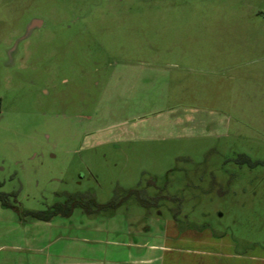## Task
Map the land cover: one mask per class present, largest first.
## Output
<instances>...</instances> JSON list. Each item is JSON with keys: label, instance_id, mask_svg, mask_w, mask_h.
<instances>
[{"label": "rangeland", "instance_id": "rangeland-1", "mask_svg": "<svg viewBox=\"0 0 264 264\" xmlns=\"http://www.w3.org/2000/svg\"><path fill=\"white\" fill-rule=\"evenodd\" d=\"M151 178L212 242L174 245L264 264V0H0V191L41 211Z\"/></svg>", "mask_w": 264, "mask_h": 264}, {"label": "crops", "instance_id": "crops-1", "mask_svg": "<svg viewBox=\"0 0 264 264\" xmlns=\"http://www.w3.org/2000/svg\"><path fill=\"white\" fill-rule=\"evenodd\" d=\"M79 211L68 219L22 224L13 213L4 216L0 207V222L8 225L3 237L11 239L0 246L11 250L0 264H236L241 259L178 248V240L212 242L189 229L181 231L173 219L146 218L144 213L89 219Z\"/></svg>", "mask_w": 264, "mask_h": 264}, {"label": "trees", "instance_id": "trees-1", "mask_svg": "<svg viewBox=\"0 0 264 264\" xmlns=\"http://www.w3.org/2000/svg\"><path fill=\"white\" fill-rule=\"evenodd\" d=\"M243 163L252 164L247 156L241 157ZM259 164V163H258ZM1 186V184H0ZM152 189L149 192V189ZM64 199L54 205L41 211L22 210L15 194H8L0 191V205L4 209L15 212L22 224L31 221L51 222L55 218H70L76 210L89 219L95 218H111L119 213L122 207H127V215L130 203L132 206L139 207L144 212V217L148 218L152 215L158 218H164L161 209L163 202L168 201L177 204L176 209L169 208L172 219L176 222L181 231L190 229L191 225L183 222V201L177 195H171L168 192V186H160L157 179L151 178L146 185L140 184L136 188L121 189L115 191V196L107 203H99L95 195L91 192L87 193H66ZM180 216V217H179ZM185 218V217H184ZM183 219V220H182Z\"/></svg>", "mask_w": 264, "mask_h": 264}, {"label": "water", "instance_id": "water-1", "mask_svg": "<svg viewBox=\"0 0 264 264\" xmlns=\"http://www.w3.org/2000/svg\"><path fill=\"white\" fill-rule=\"evenodd\" d=\"M41 25H42V21H40V20H33L32 23L29 26L28 32H29V30L33 29L34 27H36V26L39 27Z\"/></svg>", "mask_w": 264, "mask_h": 264}, {"label": "flooded vegetation", "instance_id": "flooded-vegetation-1", "mask_svg": "<svg viewBox=\"0 0 264 264\" xmlns=\"http://www.w3.org/2000/svg\"><path fill=\"white\" fill-rule=\"evenodd\" d=\"M36 20H37V19H36ZM29 26H30V25H29ZM39 27H42V25L39 26ZM36 28H38V26H36V27H34L33 29L29 30V32L27 31V35H26V37L29 36V35H31V33L33 32V30H35ZM28 29H29V28H28Z\"/></svg>", "mask_w": 264, "mask_h": 264}]
</instances>
